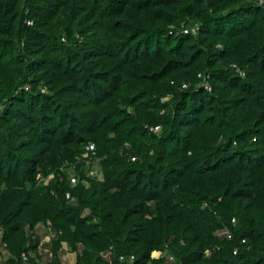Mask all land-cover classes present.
Segmentation results:
<instances>
[{"label": "trees", "instance_id": "obj_1", "mask_svg": "<svg viewBox=\"0 0 264 264\" xmlns=\"http://www.w3.org/2000/svg\"><path fill=\"white\" fill-rule=\"evenodd\" d=\"M0 226V264H264V0H0Z\"/></svg>", "mask_w": 264, "mask_h": 264}, {"label": "built area", "instance_id": "obj_2", "mask_svg": "<svg viewBox=\"0 0 264 264\" xmlns=\"http://www.w3.org/2000/svg\"><path fill=\"white\" fill-rule=\"evenodd\" d=\"M30 24L32 23L31 21L29 22ZM185 32H188V30L186 29ZM245 73L242 72V75H244ZM209 75H199V78L201 79L200 81V86L206 88L208 91H211L212 90V86L210 84V82L208 81ZM188 85L184 84L183 87H187ZM160 129V126H156L154 128L155 131H158ZM95 150V147L94 145H89L87 147V153H85V156H87L89 154V152H94ZM89 151V152H88ZM133 160H135V158H133ZM88 176L90 177H93V178H98V179H102L103 178V173L101 171V169L97 166H92V169L87 173ZM79 181V178L78 176L74 175L71 177V182L73 185H76ZM68 197H70V194H68ZM86 213L88 211H85ZM234 223H235V219L232 220ZM2 232H3V228L0 226V239H1V236H2ZM221 234H224L225 236L227 235L228 238H232V233L229 231V229H224ZM45 241H50L51 240V236L48 235L45 237L44 239ZM243 242H245V240L243 239ZM43 247V243H41L40 245V250L43 251V252H47L50 257H53V253L49 250V249H45V248H42ZM1 248V247H0ZM67 249V246L65 243H63V249ZM238 251V249H236L234 251V253L236 254ZM210 252V250H207L206 251V254L208 255ZM112 255V251H105V252H102V256L105 257V258H109L110 256ZM162 255V251H156V252H153L152 253V257L153 258H159L160 256ZM22 257H23V260L24 261H27L28 260V257H27V254L25 252L22 253ZM171 258L173 259V256H171ZM135 259V256L134 255H120L119 256V260L124 262V261H134ZM1 260H2V257L0 255V263H1ZM63 264H65L63 262ZM73 264V263H72Z\"/></svg>", "mask_w": 264, "mask_h": 264}, {"label": "rangeland", "instance_id": "obj_3", "mask_svg": "<svg viewBox=\"0 0 264 264\" xmlns=\"http://www.w3.org/2000/svg\"><path fill=\"white\" fill-rule=\"evenodd\" d=\"M65 253H64V255H63V262L65 263V264H72L73 262H74V260H75V255H74V253L72 254V253H69V252H67V251H64Z\"/></svg>", "mask_w": 264, "mask_h": 264}, {"label": "clouds", "instance_id": "obj_4", "mask_svg": "<svg viewBox=\"0 0 264 264\" xmlns=\"http://www.w3.org/2000/svg\"><path fill=\"white\" fill-rule=\"evenodd\" d=\"M91 169H92V167H91ZM101 169V168H100ZM102 171V173H103V170H101ZM87 175V174H86ZM103 175H104V173H103ZM87 177H89V178H91V179H98V178H93V177H90V176H88L87 175ZM224 235V234H223ZM66 244V243H65ZM66 246H67V244H66ZM64 250L65 251H67V252H69V253H71L70 251H69V249H68V246H67V249H65L64 248ZM110 249H107V250H104V251H102V252H105V251H109ZM110 251H112V250H110ZM156 251H159V250H156ZM156 251H154V252H156ZM102 252H101V256H102ZM73 254V253H72ZM112 254H113V252H112ZM74 255H75V259H76V254L74 253ZM132 255V254H131ZM151 256H152V254H151ZM105 258V257H104ZM105 259H107V260H112V255L109 257V258H105ZM135 260V259H134ZM73 264H75V260H74V262H73Z\"/></svg>", "mask_w": 264, "mask_h": 264}]
</instances>
